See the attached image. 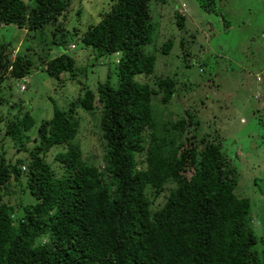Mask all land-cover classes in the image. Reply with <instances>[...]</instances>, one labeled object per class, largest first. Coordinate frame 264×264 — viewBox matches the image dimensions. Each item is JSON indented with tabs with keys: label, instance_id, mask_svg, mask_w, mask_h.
I'll use <instances>...</instances> for the list:
<instances>
[{
	"label": "trees",
	"instance_id": "trees-1",
	"mask_svg": "<svg viewBox=\"0 0 264 264\" xmlns=\"http://www.w3.org/2000/svg\"><path fill=\"white\" fill-rule=\"evenodd\" d=\"M108 1L101 20L78 43L99 58L118 55L117 87L105 82L97 96L86 89L66 110L54 106L33 137L29 113L6 124L5 136L28 160L0 156V264H264V250H255L260 239L251 201L235 194L239 175L220 142L202 138L198 145L185 137L191 120L164 125L153 115L152 97L162 93L166 104L177 86L171 77L154 86L144 80L155 66V57L145 52L153 0ZM71 4L0 0V27L43 31ZM198 4L215 11V0ZM65 42L61 36L57 46ZM8 45L0 40V85L8 75L25 79L33 68L24 55L11 61ZM170 46L168 41L162 51ZM44 62L42 69L53 79L75 74V60L66 53ZM96 102L106 146L103 169L88 165L75 142L77 111L93 112ZM53 148L62 149L54 156L55 167L46 160ZM16 186L27 204L22 198L16 207L3 200Z\"/></svg>",
	"mask_w": 264,
	"mask_h": 264
},
{
	"label": "rangeland",
	"instance_id": "rangeland-1",
	"mask_svg": "<svg viewBox=\"0 0 264 264\" xmlns=\"http://www.w3.org/2000/svg\"><path fill=\"white\" fill-rule=\"evenodd\" d=\"M108 4V0H72L55 24L39 32L13 25L0 27V40L11 44L7 47L11 61L24 55L33 62L25 79L8 75L0 85V156L4 154L6 161L28 160V154L17 151L5 136L12 118L21 119L29 113L35 121L29 133L33 137L39 123L52 117L54 106L66 110L86 89L96 94L105 82L117 87L118 55L99 58L78 43L88 28L101 20ZM215 4V11L208 13L198 0L150 3L153 30L145 52L155 57V66L144 80L152 86L165 77L177 82L168 103L161 102L162 93L152 97L153 115L160 123L167 125L183 117L191 120L185 137L198 145L202 138L220 142L222 153L232 160L239 175L235 194L251 201L260 239L255 250L260 253L264 250V0H215ZM176 11L185 19L182 27L177 24ZM61 36H66L65 47L57 46ZM168 41L171 46L164 53ZM61 52L75 60V74L63 73L56 80L42 69L41 62ZM11 105L15 108L10 109ZM100 109L77 111L80 125L75 142L88 165L103 169L106 146L99 128ZM31 148L30 143L27 149ZM61 151L53 148L46 160L55 167L54 156ZM21 198L28 203L16 186L3 200L16 207ZM163 203L161 196L156 204Z\"/></svg>",
	"mask_w": 264,
	"mask_h": 264
},
{
	"label": "built area",
	"instance_id": "built-area-1",
	"mask_svg": "<svg viewBox=\"0 0 264 264\" xmlns=\"http://www.w3.org/2000/svg\"><path fill=\"white\" fill-rule=\"evenodd\" d=\"M71 47H72V49H73L75 46H74V45H72ZM258 80H259V78H258ZM22 169H23V170H25V167H22Z\"/></svg>",
	"mask_w": 264,
	"mask_h": 264
},
{
	"label": "water",
	"instance_id": "water-1",
	"mask_svg": "<svg viewBox=\"0 0 264 264\" xmlns=\"http://www.w3.org/2000/svg\"><path fill=\"white\" fill-rule=\"evenodd\" d=\"M35 142V141H34Z\"/></svg>",
	"mask_w": 264,
	"mask_h": 264
}]
</instances>
